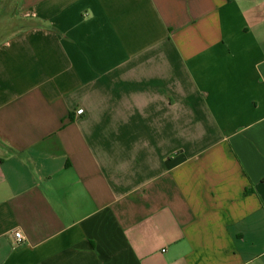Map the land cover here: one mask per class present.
Segmentation results:
<instances>
[{
    "label": "crops",
    "instance_id": "0c3cea01",
    "mask_svg": "<svg viewBox=\"0 0 264 264\" xmlns=\"http://www.w3.org/2000/svg\"><path fill=\"white\" fill-rule=\"evenodd\" d=\"M6 1L0 264H264V0Z\"/></svg>",
    "mask_w": 264,
    "mask_h": 264
},
{
    "label": "rangeland",
    "instance_id": "374dc122",
    "mask_svg": "<svg viewBox=\"0 0 264 264\" xmlns=\"http://www.w3.org/2000/svg\"><path fill=\"white\" fill-rule=\"evenodd\" d=\"M5 1V3L7 2L6 0H4ZM15 1V0H14ZM14 1H12V0H10L9 2V10H10V13H13L12 11H13V4H14ZM6 18H7V15H4V16H2L1 18H0V26L2 27V28H7V23H10L11 24V19H10V22H9V20H6ZM12 21H13V19H12ZM9 27H11V28H13L14 26H13V24H11ZM9 27H8V29L7 30H0V36H3V35H5L7 32H9V31H11V29H9ZM4 28V29H5Z\"/></svg>",
    "mask_w": 264,
    "mask_h": 264
},
{
    "label": "built area",
    "instance_id": "2783aa9c",
    "mask_svg": "<svg viewBox=\"0 0 264 264\" xmlns=\"http://www.w3.org/2000/svg\"><path fill=\"white\" fill-rule=\"evenodd\" d=\"M84 113V111L82 109H80L77 114L78 115H82ZM15 237H16V240L19 242V243H22L24 241V236L22 235V233L20 232H17L15 234Z\"/></svg>",
    "mask_w": 264,
    "mask_h": 264
}]
</instances>
